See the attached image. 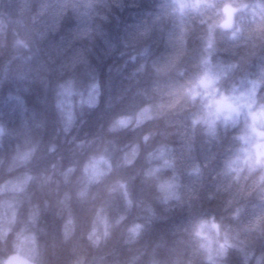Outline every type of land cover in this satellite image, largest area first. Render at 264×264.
<instances>
[{
    "label": "clouds",
    "instance_id": "1",
    "mask_svg": "<svg viewBox=\"0 0 264 264\" xmlns=\"http://www.w3.org/2000/svg\"><path fill=\"white\" fill-rule=\"evenodd\" d=\"M0 264H264V0H0Z\"/></svg>",
    "mask_w": 264,
    "mask_h": 264
}]
</instances>
